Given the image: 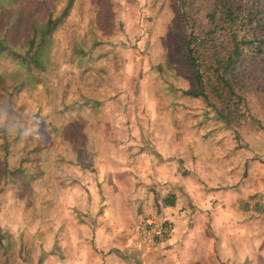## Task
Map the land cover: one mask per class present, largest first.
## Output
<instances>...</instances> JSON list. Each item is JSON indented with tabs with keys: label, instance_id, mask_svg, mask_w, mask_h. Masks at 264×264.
Returning <instances> with one entry per match:
<instances>
[{
	"label": "rangeland",
	"instance_id": "rangeland-1",
	"mask_svg": "<svg viewBox=\"0 0 264 264\" xmlns=\"http://www.w3.org/2000/svg\"><path fill=\"white\" fill-rule=\"evenodd\" d=\"M61 15L47 33V20ZM189 51L203 95L189 93L202 90ZM0 117L12 123L23 119L40 130L27 139L0 130V264H57L65 247L57 212L67 217L71 211L58 206L62 198L91 200L98 194L101 201L107 195L119 200L122 191L88 188L89 176L98 179V166L83 173L64 168L61 175L55 158L64 150L66 163L76 159L72 146L79 162L91 163L88 147L102 155L111 149V143L88 138H155L157 132L167 138H222L218 146L229 162H236L233 143L244 150L238 161L240 172L245 168L241 181L252 170L260 193L264 0H0ZM41 153L45 163L39 165ZM28 167H36L30 173L36 180L47 176L46 190L23 188ZM10 176L15 181L5 182ZM61 181L69 184L66 194ZM128 186L124 203L138 193ZM22 192L25 230H6L2 214H13L8 203ZM155 202L153 217H159L161 198ZM87 215L81 212V219L87 221ZM131 222L122 234L134 241L140 236ZM96 248L103 250L97 241Z\"/></svg>",
	"mask_w": 264,
	"mask_h": 264
},
{
	"label": "crops",
	"instance_id": "crops-1",
	"mask_svg": "<svg viewBox=\"0 0 264 264\" xmlns=\"http://www.w3.org/2000/svg\"><path fill=\"white\" fill-rule=\"evenodd\" d=\"M69 139L60 140L72 144ZM145 139L147 147L143 146ZM220 139L167 138L161 132L155 138H88L95 144L111 143V149L104 148L102 155L88 147L91 163L79 162L75 146L72 149L76 159L72 163H66V150L57 154L55 163L61 164V175L64 168L75 173L80 169L83 173V168L92 165L100 168L98 179H85L91 191L101 188L123 192L129 184L127 188L138 192L129 195L132 200L128 203H124L122 192L116 201L108 195L101 201L98 194L91 200L62 198L58 206H70L71 211H67V217L64 212H57V231L65 244L55 258L57 264H264V181L260 193L252 170L241 181L245 168L240 172L238 161L244 150L236 149L233 143L231 157L238 164L229 162L223 145L218 146ZM44 154H40L39 165L45 163ZM245 157L249 161V154ZM35 168L24 169V174L29 175L23 188L46 190L47 176L46 180L41 175L36 180L30 174ZM73 177L80 178L79 174ZM8 181L15 180L10 176L5 179ZM68 185L59 183L64 194ZM24 192L16 194L15 203H8L13 214H2V221L7 219L6 230H25ZM156 197L162 202L171 197L173 202L171 206L160 203L173 222L170 238L159 246L140 235L134 241L125 240L122 233L131 221L137 225L148 216L157 215ZM38 206L41 209L42 204L39 202ZM101 207V214H90ZM81 212H87V221L81 219ZM36 223L40 225L41 221ZM38 231L41 233V229ZM96 241L102 251H97Z\"/></svg>",
	"mask_w": 264,
	"mask_h": 264
},
{
	"label": "built area",
	"instance_id": "built-area-1",
	"mask_svg": "<svg viewBox=\"0 0 264 264\" xmlns=\"http://www.w3.org/2000/svg\"><path fill=\"white\" fill-rule=\"evenodd\" d=\"M136 231L145 241L159 246L170 238L173 222L163 209L159 217H147L138 223Z\"/></svg>",
	"mask_w": 264,
	"mask_h": 264
},
{
	"label": "clouds",
	"instance_id": "clouds-1",
	"mask_svg": "<svg viewBox=\"0 0 264 264\" xmlns=\"http://www.w3.org/2000/svg\"><path fill=\"white\" fill-rule=\"evenodd\" d=\"M35 113L31 114V119H35ZM0 130L10 137L19 136L21 139L37 138L39 128L31 123H26L23 119L12 123L6 118L0 117Z\"/></svg>",
	"mask_w": 264,
	"mask_h": 264
},
{
	"label": "trees",
	"instance_id": "trees-1",
	"mask_svg": "<svg viewBox=\"0 0 264 264\" xmlns=\"http://www.w3.org/2000/svg\"><path fill=\"white\" fill-rule=\"evenodd\" d=\"M72 3V2H71ZM71 3H70V5H68V6H71ZM70 7H67L66 8V10H68ZM65 10V11H66ZM64 11V12H65ZM64 12H63V14H64ZM62 14V15H63ZM67 14V13H66ZM65 14V15H66ZM62 15L59 17V18H57V19H53V18H49L48 20H47V33H52V31L55 29V27L62 21ZM64 15V16H65ZM189 56H190V51H189ZM190 60H191V62H192V64H193V66H194V68H195V70H196V73H197V78H198V80H199V85H200V87L202 88V90L200 91V92H196V91H191V92H189L190 94H192V95H194V96H199V95H203L204 94V91H203V82H202V78H201V75H200V73H199V68H198V64L196 63V60H194V58L192 57V56H190ZM163 202L165 203V205H167V206H171L172 205V200H171V197H167V198H164L163 199Z\"/></svg>",
	"mask_w": 264,
	"mask_h": 264
}]
</instances>
